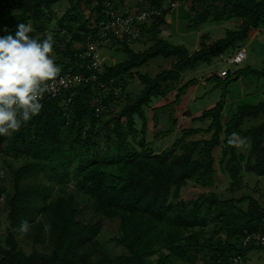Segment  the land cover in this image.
Wrapping results in <instances>:
<instances>
[{
  "label": "trees",
  "instance_id": "1",
  "mask_svg": "<svg viewBox=\"0 0 264 264\" xmlns=\"http://www.w3.org/2000/svg\"><path fill=\"white\" fill-rule=\"evenodd\" d=\"M84 1L92 4V22L83 18ZM65 2L68 6L57 16ZM190 2L188 11L180 6L187 22L182 32L240 22L226 28L221 38L190 52L162 36L160 26L170 13L164 0H145L140 9L149 4L160 11L152 22L137 24L140 37L153 44L134 51L130 43L138 39L127 42L126 37L108 33L101 38L99 51L111 44L127 57L111 63L104 59L98 71L87 48L100 39L92 24L106 17L108 7L123 5V0H0V196L7 210L0 232V264H233L237 256L240 261L234 264H240L249 250H264L252 239L245 242L249 234L264 233V204L256 198H221L211 190L188 201L179 199L188 182L211 187L216 169L228 176L229 189L240 186L243 162L247 171L264 177V121L241 128L245 118L264 110V99L225 109L222 97L192 117L208 121L206 127L181 130L172 146L160 153L153 152L144 137L148 111L157 125L158 114L174 111L187 88L198 83L196 71L247 45L251 30L264 31V0ZM50 29L51 37L46 34ZM73 43L79 47L73 48ZM159 57L174 58L171 67L154 76L140 70ZM239 65L221 81L249 75L264 80V60ZM188 71L193 76L181 84ZM66 73L90 79L56 97L15 102L12 94L42 91L31 77L45 81ZM136 79L143 84L138 92L130 87ZM255 88L257 93L263 90L262 85ZM172 89H176L173 101L154 106ZM106 115L109 118L104 119ZM169 115V129L156 135L174 130L177 119ZM138 120L141 125L136 128ZM195 133L211 136L186 140ZM239 135L250 139L247 156L236 151L234 138ZM15 160L22 163L14 166ZM40 175L47 184L34 182ZM78 192L86 196L97 222L79 219ZM244 201L246 208L241 206ZM103 219L118 221V234L109 240L121 248L119 254H111L99 242ZM20 238L31 241L30 252L22 248ZM37 244L42 250L35 248Z\"/></svg>",
  "mask_w": 264,
  "mask_h": 264
},
{
  "label": "rangeland",
  "instance_id": "2",
  "mask_svg": "<svg viewBox=\"0 0 264 264\" xmlns=\"http://www.w3.org/2000/svg\"><path fill=\"white\" fill-rule=\"evenodd\" d=\"M129 7L137 8L138 4L133 1H127ZM187 8L186 10H190L191 2L188 0L186 2ZM68 3H63L62 7L58 9L57 16L62 13ZM92 4H88L86 1L80 4V10L83 12V18H90V22L93 21V13L91 12ZM134 8V9H135ZM193 15V12H191ZM182 13L180 7L176 10L175 13L170 12L164 17L163 24L160 26L162 36L170 40L173 43L183 44L185 45L190 52H193L199 49L202 46L208 45L211 42L221 38L224 35L226 28H234L238 26L240 20H231L228 23L221 24H207L201 25L200 28L193 33H185L182 32V29L186 27V19L181 18ZM58 18V17H56ZM155 19L154 16L150 17V21ZM55 22L53 21L51 24V28H55ZM46 34L51 37L52 32L51 29L46 31ZM250 36L253 37L254 42L248 40L247 44V57L246 59L239 64L228 65L225 61L214 60L213 66L210 68H204L202 70L196 71V78L198 79V83L195 85H191L187 88L185 93L181 96L180 102L173 106L174 111H166L165 113L158 114V124L154 125L152 121V112L148 111L147 114V124H146V133L145 140L150 143V147L153 149V152L160 153L162 150L171 147L176 138L179 136L181 130L193 127L200 126L206 127L208 121H199L192 120V117L200 115L203 109L210 108L213 106L218 100L222 97L225 99V109H236L237 106L241 105H254L264 99V80H257L254 76L249 75L247 77L239 76L237 80L228 79L227 82H223V78L219 77V72L222 69H227L228 67H236L245 66L249 64L259 65L260 61L264 60V31L252 30L250 32ZM256 36V37H254ZM154 41L148 39V37H139L138 40H135L130 43V47L134 51L143 50L153 44ZM251 42V43H250ZM38 43H35L37 46ZM78 43H73V48H78ZM109 49L102 48L100 50V54L102 55L103 60L107 63L116 62L118 60H124L127 55L124 52H120L115 48L114 45L107 44L106 46ZM112 48V50H111ZM174 58L163 59L156 58L150 60L147 64L140 68V70L144 73H148L150 76H154L156 73L160 72L163 69H168L171 67V62ZM1 63V60H0ZM213 74V77H209V75ZM193 76L191 71L185 72V75L182 78L181 84L183 81L187 80ZM256 85H262L263 90L257 93ZM131 89L135 92H138L143 84L139 82L138 79L134 80L131 83ZM258 90V89H257ZM256 91V93L252 94L251 92ZM176 93V89H172L165 97L160 98L154 106H161L168 102L174 100V96ZM164 110V109H163ZM172 113L173 118L177 119L174 130L167 136H158L156 135V131L158 130H168L169 129V120L168 115ZM170 116V115H169ZM109 118L108 115L104 116V119ZM264 121V110L258 112L256 117H247L244 120V123L241 125L242 129L249 128L251 126L258 125L259 123ZM141 125L140 120H138V124L136 128H139ZM102 129V127H101ZM105 130L102 129L100 131V135H103ZM211 133H195L186 137L187 141H194L198 139H209ZM129 139H131L129 137ZM234 142H236V151L238 154H243L245 156L248 155V147L250 144V139L245 138L243 135L236 136L234 138ZM0 147H3V144L0 142ZM218 152V148L216 147L213 151L214 156L216 157ZM255 155L252 156L251 161H254ZM22 162L20 160L14 161V166H19ZM246 162L241 164V174L242 181L240 186L229 189V178L226 174H222L217 170L215 175L214 184L208 188H201L197 185H194L192 182H188L187 185L182 186L180 189V198L185 201L196 198L202 192H210L213 190L217 195L221 198H229V197H239L242 195H250L258 200V202L263 205L264 204V177H259L253 174L250 171H247L245 168ZM214 166L217 168L216 163ZM71 177V173L68 175ZM43 182L47 184V180L43 175H40L37 180L34 182ZM69 189L73 187V182L68 183L67 186ZM76 208L79 209V219L83 221L89 222H97L98 218L92 212L90 205L82 193H76L75 197ZM241 206L246 208L247 201H244ZM6 214L7 210L3 206V197L0 196V232L4 230L6 225ZM118 234V221L117 220H102V229L99 234V242L102 245H105V248L113 255L119 254L122 250L120 247L116 246L113 242L109 240L112 236ZM20 245L26 252H30L31 250V241L28 239L20 238ZM35 248L38 250L41 249V245H36ZM156 257V256H155ZM155 257H152L153 259ZM240 264H264V250L263 249H252L249 250L244 256L243 261Z\"/></svg>",
  "mask_w": 264,
  "mask_h": 264
},
{
  "label": "built area",
  "instance_id": "3",
  "mask_svg": "<svg viewBox=\"0 0 264 264\" xmlns=\"http://www.w3.org/2000/svg\"><path fill=\"white\" fill-rule=\"evenodd\" d=\"M127 1L131 2L133 0H123V5L119 6L118 8L114 9L111 7L107 8L106 11V17L98 22H94L92 24V27L97 29L96 35L100 38L97 40L91 41L87 48L89 52H93V61L92 65L100 71V65L103 60L102 56L100 55V51L98 46L102 44V37H105L108 33H115L120 39L126 37V41L130 42L134 39H139L140 32L138 29L137 24L140 23H150V17L160 14L159 9L155 8L154 6H150L149 4H145L146 6L143 9H140L139 6L137 8L135 7H129L127 4ZM188 0H164V6L165 8H169L170 12L176 11L180 6H182L184 9L187 8L186 2ZM136 4L144 3L145 0H134ZM135 8V9H134ZM247 55V46L243 45L241 46L237 51H235L232 55H226L223 57L222 61H225L228 65L233 64H240L242 63ZM233 67H228L227 69H222V71L219 72V76L221 78H224L227 74L233 72ZM90 78H87L83 76L82 74H71L66 73L64 75L49 78L45 81H41L35 78H30L31 83L35 84H41L42 85V91L33 92L30 95H25L24 93H18V94H12L15 97V102L19 101H29V100H37L41 99L44 96H51L56 97L61 94V91L72 89L74 86L89 80ZM94 79L93 76L91 78ZM22 81H25V78H21ZM10 94V95H11ZM10 95H7V97H11ZM71 101V98L68 97L65 100L66 105L69 104ZM254 240L256 243L263 244L264 245V233L261 232H255L252 234H249L245 238V242L248 240ZM240 261V258L234 257L232 259L233 264Z\"/></svg>",
  "mask_w": 264,
  "mask_h": 264
},
{
  "label": "crops",
  "instance_id": "4",
  "mask_svg": "<svg viewBox=\"0 0 264 264\" xmlns=\"http://www.w3.org/2000/svg\"><path fill=\"white\" fill-rule=\"evenodd\" d=\"M256 30L258 31V29H256ZM250 32H252V30H251ZM254 37H256V36H254ZM250 38H251L250 41H251V42H252V41L254 42V40H253L254 38L251 37V36H250ZM251 42H250V43H251Z\"/></svg>",
  "mask_w": 264,
  "mask_h": 264
},
{
  "label": "water",
  "instance_id": "5",
  "mask_svg": "<svg viewBox=\"0 0 264 264\" xmlns=\"http://www.w3.org/2000/svg\"><path fill=\"white\" fill-rule=\"evenodd\" d=\"M233 79H235V77Z\"/></svg>",
  "mask_w": 264,
  "mask_h": 264
},
{
  "label": "clouds",
  "instance_id": "6",
  "mask_svg": "<svg viewBox=\"0 0 264 264\" xmlns=\"http://www.w3.org/2000/svg\"><path fill=\"white\" fill-rule=\"evenodd\" d=\"M247 46V45H246Z\"/></svg>",
  "mask_w": 264,
  "mask_h": 264
}]
</instances>
